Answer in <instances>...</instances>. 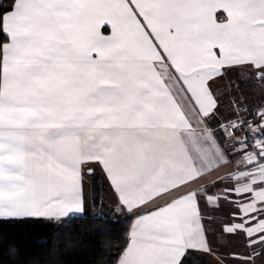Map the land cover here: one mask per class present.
<instances>
[{"label": "snow or ice", "instance_id": "obj_1", "mask_svg": "<svg viewBox=\"0 0 264 264\" xmlns=\"http://www.w3.org/2000/svg\"><path fill=\"white\" fill-rule=\"evenodd\" d=\"M97 168L131 219L100 264H264V0H0V225L57 264L113 222Z\"/></svg>", "mask_w": 264, "mask_h": 264}, {"label": "trees", "instance_id": "obj_2", "mask_svg": "<svg viewBox=\"0 0 264 264\" xmlns=\"http://www.w3.org/2000/svg\"><path fill=\"white\" fill-rule=\"evenodd\" d=\"M4 4L7 6V0H4ZM111 220L113 222L109 223L90 220L78 222L70 235L64 237L65 240H70L74 247L65 251L64 244H61L59 246L61 254L57 258V264H100L101 260H107V257L101 256L102 250H107L109 256L114 255L112 249L123 242L125 229L131 220L121 218ZM54 232V226L44 222L0 225V241L3 242V249L0 250V264H27V262L53 264L50 256L51 244L41 245L38 242L50 240ZM10 245H16L21 250L18 260H14L7 254Z\"/></svg>", "mask_w": 264, "mask_h": 264}, {"label": "crops", "instance_id": "obj_3", "mask_svg": "<svg viewBox=\"0 0 264 264\" xmlns=\"http://www.w3.org/2000/svg\"><path fill=\"white\" fill-rule=\"evenodd\" d=\"M244 92H245V94L254 93V88L250 86L248 88H245ZM248 102L251 103L252 101L249 100ZM89 181L90 182H88V180H87V183L85 185L86 197H88L89 200H91L93 197H95V194L98 192V194L101 195L100 197H102L104 200L103 207H101L99 204H97L95 206H90L89 207V214H91L92 212L103 211L107 216L111 217V219H117V218L130 219L127 216V214H125L123 216H116L111 211L112 206H113V198H112V196L108 190L107 182L104 179V175L100 171L99 168L96 169L93 176L89 177ZM99 185H101L100 189H99ZM240 250L242 251V249H240ZM205 262H210V264H217V261L211 256L204 257L203 261H197L196 264H200V263L205 264ZM225 264H232V262L226 261Z\"/></svg>", "mask_w": 264, "mask_h": 264}, {"label": "rangeland", "instance_id": "obj_4", "mask_svg": "<svg viewBox=\"0 0 264 264\" xmlns=\"http://www.w3.org/2000/svg\"><path fill=\"white\" fill-rule=\"evenodd\" d=\"M86 180H88V182H90V181H89V177H87ZM100 186H101V185H99V189H100ZM100 196H101V195L98 194V192L95 194V197H100Z\"/></svg>", "mask_w": 264, "mask_h": 264}]
</instances>
